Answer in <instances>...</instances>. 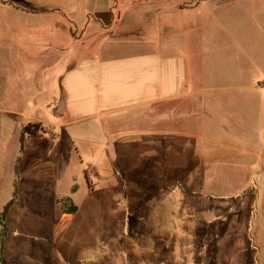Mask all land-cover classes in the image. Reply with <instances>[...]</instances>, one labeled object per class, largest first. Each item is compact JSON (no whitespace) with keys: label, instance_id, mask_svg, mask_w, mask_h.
<instances>
[{"label":"rangeland","instance_id":"1","mask_svg":"<svg viewBox=\"0 0 264 264\" xmlns=\"http://www.w3.org/2000/svg\"><path fill=\"white\" fill-rule=\"evenodd\" d=\"M166 3L115 0L114 7L162 26ZM27 5L0 0V14L19 21L57 10ZM2 18L11 37H0V250L7 264H264L263 2L219 20L186 18L179 50L197 91L156 111L157 128L183 131L152 132V143L145 129L119 131L109 153L63 125L71 120L59 84L64 64L59 52L44 51L64 37L39 21L24 25L28 36L19 38L22 22ZM28 123L47 131L26 132L22 141ZM117 180L120 201L109 184ZM73 184L80 210L68 217L59 197Z\"/></svg>","mask_w":264,"mask_h":264},{"label":"crops","instance_id":"2","mask_svg":"<svg viewBox=\"0 0 264 264\" xmlns=\"http://www.w3.org/2000/svg\"><path fill=\"white\" fill-rule=\"evenodd\" d=\"M22 1L38 8L54 6L57 9L55 12L22 17L19 20L23 23L21 29L26 24L46 22L50 33H60L64 37L60 43L50 45L44 51L59 52L60 63L64 64L59 84L64 90L65 112L71 120L63 125L71 130L70 136L76 132H73L75 128L87 137L85 142L105 143V153L108 152L109 144L117 139L119 131L136 134L145 129L142 131H145L148 138L146 142L149 143L156 141L151 138L152 132L183 131L184 128L173 129L174 125L167 124L157 128L156 111L159 107L157 104L183 101L197 91L191 78L189 79L186 59L179 50L184 47L178 36L186 34L183 31L187 28L186 18L196 16L205 20H219L248 2L264 3V0H187L189 6H184L183 3L174 6L179 0H165L168 9H165L164 23L161 26L141 15L136 16L124 8L123 1L121 4L124 3V6L117 13L115 0ZM3 16L7 17L5 20L19 22L8 14H0V19ZM21 29L17 32L18 37L28 36V30ZM108 29L111 31L108 32ZM117 29L120 31L115 32ZM0 37L6 40L11 38L1 28ZM14 47L17 46L9 49ZM151 114H155L154 117L147 120L146 117ZM146 122L152 124L153 129L146 127ZM41 126L43 131H47L46 127ZM156 136L158 139L161 134ZM129 140L144 141L142 136L135 135ZM111 164L105 158L107 179L115 176ZM75 184V187L72 185L70 194L63 193L59 197L61 210L68 217L80 210L74 198L79 190L78 184ZM109 184L114 200H123L124 195L116 190L118 180ZM66 196L72 197L77 205L76 212L67 213L63 210L61 200Z\"/></svg>","mask_w":264,"mask_h":264},{"label":"trees","instance_id":"3","mask_svg":"<svg viewBox=\"0 0 264 264\" xmlns=\"http://www.w3.org/2000/svg\"><path fill=\"white\" fill-rule=\"evenodd\" d=\"M20 3H19V2ZM11 4H16V5H19V4H23V5H27L25 4L22 0H11ZM28 6V5H27ZM35 11H39L38 9L34 10V11H31V12H35ZM42 11H45V10H42ZM43 130V127L41 126V124H32V123H28L26 124L24 127H23V132L21 134V140L23 141L24 140V137H25V133L26 132H30V133H36V132H39ZM21 161V159L18 160V163ZM75 189V188H74ZM62 204H63V210L67 213H73V212H76L78 207L77 205L73 202L72 200V197L70 196H66L64 198H62ZM13 203V200L10 201L7 206L5 207V212L8 211L10 205H12ZM1 233H0V239H1ZM0 264H7V260L6 258L4 257L3 255V250L1 249L0 250Z\"/></svg>","mask_w":264,"mask_h":264}]
</instances>
